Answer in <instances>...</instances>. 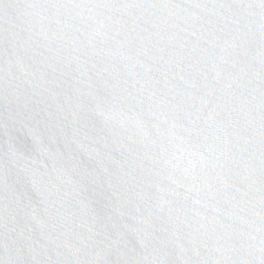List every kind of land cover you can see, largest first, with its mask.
<instances>
[{
    "label": "water",
    "instance_id": "1",
    "mask_svg": "<svg viewBox=\"0 0 264 264\" xmlns=\"http://www.w3.org/2000/svg\"><path fill=\"white\" fill-rule=\"evenodd\" d=\"M0 264H264V0H0Z\"/></svg>",
    "mask_w": 264,
    "mask_h": 264
}]
</instances>
